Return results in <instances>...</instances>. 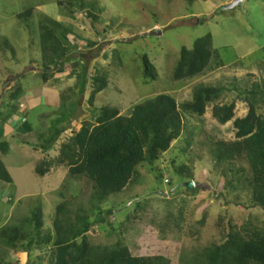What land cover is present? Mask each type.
<instances>
[{
	"label": "rangeland",
	"instance_id": "1",
	"mask_svg": "<svg viewBox=\"0 0 264 264\" xmlns=\"http://www.w3.org/2000/svg\"><path fill=\"white\" fill-rule=\"evenodd\" d=\"M233 2L0 0V144L8 146L6 154L0 149V158L11 177L9 184L0 181V264L48 263L49 250L35 248L28 253L20 245L9 247L1 236L2 231L14 228L29 235L34 207L41 209L45 232H52L59 204L67 201L72 210L81 205L88 208L91 183L84 176L72 177L64 165L52 164L72 129L94 124V109L98 113L101 107H112L129 116L134 106L160 94L181 105L191 100L194 88L204 85L223 89L216 103L238 100L240 107L243 99L251 97L256 112L264 115V96L260 95L264 0H242L228 9ZM28 10L30 14L18 16ZM54 23L72 46V60L49 70L42 59L40 38ZM207 34L213 51L208 67L190 79L173 80L181 48L191 49L196 39ZM143 55L156 69L155 80L142 76ZM83 68L88 78L80 95L76 85ZM99 74L105 75L107 86L96 95L93 109L87 102L90 78ZM18 86L21 92L11 99ZM33 95L34 99H27ZM73 102L78 105L71 119L58 126H65V132L52 148L42 150L54 120ZM211 107L200 117L181 111L179 138L158 160L137 166L125 188L100 203L104 213L112 212L92 215L94 222L87 233L92 245L119 242L131 256L196 264L195 258L206 247L225 242L229 231L250 228L264 233V209L250 205L245 178L251 173L246 161L214 165L211 143L235 138L232 121L219 124L211 116ZM44 161L52 164L40 176L36 168ZM182 165L188 166L192 180L179 175ZM188 182L193 184L190 189ZM103 217L104 223L98 224Z\"/></svg>",
	"mask_w": 264,
	"mask_h": 264
},
{
	"label": "trees",
	"instance_id": "2",
	"mask_svg": "<svg viewBox=\"0 0 264 264\" xmlns=\"http://www.w3.org/2000/svg\"><path fill=\"white\" fill-rule=\"evenodd\" d=\"M30 12L28 10L18 16ZM88 15L96 19L93 14ZM56 27L59 29L60 25L54 23L53 28L44 29L40 38L42 59L49 70L55 66L61 68L63 62L72 60L69 59L72 46L68 45L65 32H57ZM212 56L210 34L196 39L191 49L182 47L172 71V79H190L203 73ZM141 62L143 78L155 80L156 69L146 55L141 57ZM77 78L76 88L82 95L87 85V70L83 68ZM46 80L43 76V81ZM90 80L92 90L87 102L94 109L95 97L106 88L107 81L104 74L95 75ZM20 92L18 86L11 93V99H15ZM222 94V88L199 85L194 88L191 100L181 105H177L171 96L160 94L134 106L129 116L120 115L117 108L101 107L97 110L98 113L94 109V124H83L78 131L72 129L71 137L61 145L55 163L40 162L36 168V173L43 176L51 164H61L69 169L72 177L84 176L91 183L88 208L81 205L77 210H72L67 201L59 204L54 212L52 232H45L41 209L34 207L30 217L32 232L24 235L17 228L2 231L5 243L12 248L20 245L28 253L35 248L49 250L47 264H169L161 256H131L127 247L119 242L112 246L92 245L87 240V233L92 221L94 222L91 217L94 212L102 213L100 203L107 197L125 188L137 166L158 160L179 138L183 127L181 111L200 117L209 105L212 106V118L219 124L232 121L231 129L235 138L232 142L217 140L211 143L214 165H231L239 159L245 160L251 173L249 178H245L251 191L250 205L264 209V115L256 112L251 97L243 99L240 107L237 106L240 102L238 100L230 104L216 103ZM260 95L264 96V85ZM77 105L73 102L66 113L54 120L51 134H48L40 146L42 150L52 148L65 132V126H58L71 119ZM238 109H241L240 115L236 116ZM0 149L6 154L7 143H1ZM178 170L179 175L185 174L188 181L192 180L187 165H182ZM238 174V171L234 173ZM0 181L11 183L10 174L1 158ZM111 212L112 210L105 213L103 211L104 215H110ZM104 221L103 217L98 224ZM195 263L264 264V233L250 228L246 232L240 229L229 231L225 242L206 247L195 258Z\"/></svg>",
	"mask_w": 264,
	"mask_h": 264
},
{
	"label": "water",
	"instance_id": "3",
	"mask_svg": "<svg viewBox=\"0 0 264 264\" xmlns=\"http://www.w3.org/2000/svg\"><path fill=\"white\" fill-rule=\"evenodd\" d=\"M241 1H242V0H234V2L231 3L227 8H228V9H232V8H234V7L237 6ZM192 186H193L192 182H188V183L186 184V187L189 188V189L192 188Z\"/></svg>",
	"mask_w": 264,
	"mask_h": 264
},
{
	"label": "crops",
	"instance_id": "4",
	"mask_svg": "<svg viewBox=\"0 0 264 264\" xmlns=\"http://www.w3.org/2000/svg\"><path fill=\"white\" fill-rule=\"evenodd\" d=\"M34 97H35V96L33 95V96H31L30 98H27V99H28V100H29V99H34ZM36 98H37V97H36ZM37 100H38V102L41 101L39 98H37ZM26 101H27V100H26ZM25 105H26V103H25Z\"/></svg>",
	"mask_w": 264,
	"mask_h": 264
},
{
	"label": "bare ground",
	"instance_id": "5",
	"mask_svg": "<svg viewBox=\"0 0 264 264\" xmlns=\"http://www.w3.org/2000/svg\"><path fill=\"white\" fill-rule=\"evenodd\" d=\"M65 104V103H64ZM56 113V112H55Z\"/></svg>",
	"mask_w": 264,
	"mask_h": 264
}]
</instances>
